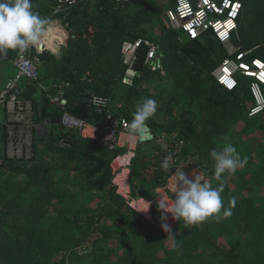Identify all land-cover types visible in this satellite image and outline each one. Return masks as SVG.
<instances>
[{
	"label": "trees",
	"instance_id": "16d2710c",
	"mask_svg": "<svg viewBox=\"0 0 264 264\" xmlns=\"http://www.w3.org/2000/svg\"><path fill=\"white\" fill-rule=\"evenodd\" d=\"M239 1L242 5L238 21L240 50L250 51L246 61L258 59L264 62V0ZM31 2L34 10L42 17L63 21L67 26L64 30L68 37L67 49L60 51L59 59L48 50L43 51L39 55L38 81L22 79L18 83L22 101L30 104L33 125L30 158H7L9 137L16 133L19 124L10 122L3 108L0 171L20 174L29 180L31 186L41 187V194L37 198V212L40 210V213L44 211L43 203L51 205L57 201L63 206L84 193L95 192L104 199L82 224L79 220L81 211H77L72 218L69 217V211H57L56 222L50 228L51 231L44 233L43 240L29 236L27 245L30 253L14 248L19 243V236H13V240L1 234L0 264H44L48 257L79 246L77 235H81L79 244L83 243V247L88 250L87 256L92 258L89 264H205L199 257L206 249V244L213 246V242L208 241L209 226L205 223L204 229L201 225L186 229L183 223L178 222L176 230L181 224L180 228L184 231L179 236L182 241L176 240L177 247L165 251V256L161 258H155L157 240L149 235L140 246L143 253L139 258L130 257L129 248L118 258L119 251L108 246L110 242H120L116 231L118 227L123 226V230H128V234L132 235L139 226L138 219L148 224L138 216L133 221L129 211L123 212L125 217L122 216V221H119L125 206L110 186L109 164L115 152L57 125L63 112L67 111L100 127L103 117L93 113L84 102L86 93L108 99L110 112L115 117L123 116L129 123L142 98L155 99L158 108L155 116L146 122L147 126L157 137L175 135L182 140L187 145V151L201 158L203 170L212 177V181H215L214 168L209 154L212 150L220 149L218 145L226 142L233 128L240 125L233 146L242 159L247 158V163L245 176L240 171L235 176L240 180L244 177V183H254L248 189L249 193L239 199V191L230 188L227 175L223 177L226 181L222 193L224 207L229 206V200L233 197L236 204L231 217L215 223V229L217 237L226 236L230 239L234 251L221 250L218 260L212 264H264V113L248 116L253 107L250 84L254 79L237 75V87L233 91L218 86L211 74L226 58L222 46L211 34H204L192 41L184 39L180 43V35L167 30L160 11L148 0H129L127 3L82 0L68 12L58 15L54 14L56 3L52 0ZM167 4L169 9L173 8L172 0H168ZM155 27H158L159 34L152 32ZM138 39L158 44V59L164 76L159 71L151 72L143 65L145 48L142 47L135 66L138 77L132 86H125L121 83L125 72L121 61V46L124 42H135ZM17 55V52L9 51L2 58L12 62ZM42 82L46 84L49 93L53 90L51 85L56 82L70 85L65 95L66 108L60 109L49 103L40 89ZM166 82L167 89L154 87V84ZM37 92L40 93L39 101L34 98ZM262 93L264 96V88ZM254 127L262 132L263 137L253 148L251 143L244 145L240 136ZM9 129H13L12 133ZM146 146L139 147L131 168L132 192L139 197H150L153 189L164 183L156 143L150 144L155 173L150 182L143 177L151 163L144 154ZM70 185L74 186L76 192L69 189ZM259 191L261 196L257 194ZM33 213L28 211L27 217ZM156 215L159 217L157 210ZM104 219L111 220L112 224H106ZM149 227L152 228L151 225ZM52 232L55 238L49 237ZM45 243L47 250L39 252L38 248Z\"/></svg>",
	"mask_w": 264,
	"mask_h": 264
},
{
	"label": "built area",
	"instance_id": "2783aa9c",
	"mask_svg": "<svg viewBox=\"0 0 264 264\" xmlns=\"http://www.w3.org/2000/svg\"><path fill=\"white\" fill-rule=\"evenodd\" d=\"M56 3L54 14L66 13L74 6H77L82 0H52ZM115 3H127L129 0H110ZM172 9L165 12V21H163L168 31L180 35L179 42L186 40H197L204 34H211L214 39L222 46L226 58L212 72L211 76L215 83L227 91H233L237 87L236 76H244L254 79L250 84V93L253 99V107L250 109L248 116L254 117L264 113V62L258 59L246 61L250 51L241 52L238 36V21L240 18L242 5L239 0H172ZM60 21V20H59ZM63 22V21H61ZM59 42H55L58 44ZM145 48L143 65L151 72L159 71L162 76L164 72L158 59V44L142 39L135 42H124L121 46L120 54L122 64L125 66V72L121 83L125 86H132L134 80L138 77L135 70L139 49ZM45 51L29 49L23 57L17 55L11 62L15 70V75L9 78L0 88V110H6V114L12 116V112L17 109L23 114L21 121L15 119L12 123L21 124L24 119L30 118V109L27 103L21 99L19 81L22 79L29 82H37L39 79V55ZM41 87V86H40ZM52 93L49 89L41 87L49 103L60 109L67 106L65 98L66 90L70 85L65 82H56L51 85ZM84 102L96 115L103 117L100 127L87 123L67 111H64L58 120L59 125L67 131H75L82 139H92L108 151L115 152L109 168L111 171L110 186L127 209L135 214L148 225L154 227L156 231L166 239V234L161 228L160 213L156 215V197L161 196L169 201L172 197L170 175L175 174V168L170 173H164V183L162 186L155 187L150 197L134 196L132 192L131 168L134 159L137 156V150L142 145L156 143L159 149L160 162L171 154L174 159L173 167H184L185 169H195L203 171L202 160L197 155L187 151V145L175 135L155 136L154 132L149 129V138L145 140L133 139L127 134L128 120L123 116L115 117L109 110V101L106 98L86 93ZM10 118V117H9ZM31 126V127H30ZM26 129L32 130L31 124ZM19 133V130L17 131ZM29 133V132H28ZM30 134V133H29ZM31 135V134H30ZM25 140V153L23 155L10 154L6 147V156L8 159L29 158L31 137ZM14 136L10 135L8 142H11ZM154 162L145 170L143 175H154ZM1 166V160H0ZM148 202L151 206L147 213ZM167 223L170 225L173 233L178 223L171 219L168 214ZM88 254V250L82 246L75 247L62 255L57 256L53 263L71 264L73 261L82 259Z\"/></svg>",
	"mask_w": 264,
	"mask_h": 264
},
{
	"label": "rangeland",
	"instance_id": "374dc122",
	"mask_svg": "<svg viewBox=\"0 0 264 264\" xmlns=\"http://www.w3.org/2000/svg\"><path fill=\"white\" fill-rule=\"evenodd\" d=\"M148 2L151 5H154L159 11H160V16L163 18V21H165V12L166 10L169 9L168 0H148ZM53 23V28L55 30L56 28V23L55 22H61L59 20H52ZM155 34H159L158 27H155L153 31ZM68 35V34H67ZM53 37V35H51ZM68 39V37H67ZM59 42L58 44H55V42ZM53 43L59 47V53H52L56 55V58L59 59L60 57V51L61 50H66L67 49V40L65 39L64 41L58 40L56 37L53 40ZM45 50L46 47L44 46ZM50 52V51H49ZM42 87L44 89H47V86L44 82L41 83ZM168 83H157L154 84V87L156 89H167ZM153 87V90L155 91L156 89ZM152 91V93H154ZM38 95V93H37ZM40 96L34 97L37 101H39ZM27 108H30V104L27 103ZM12 116L9 115V121H14L17 119L18 121H21L23 118V114L19 112V110L15 109L12 113ZM31 116V114L29 115ZM3 121V110H0V125L4 124ZM32 124L31 118L28 117V119H24V121L21 122V124L18 125L16 128V133L12 135L14 138L12 139L11 142L7 143V148L10 152V154L14 155H23L25 153V147L26 145L25 140L27 137H23V135H27L28 137L32 138L31 131L30 129H26V127H29ZM31 127V126H30ZM242 127V126H241ZM240 125H238L236 128H233V130L230 132V134L227 137L226 142L220 143L218 146L221 149L226 143H235L238 134L237 132L240 130ZM10 133H12L13 129H9ZM19 130V133L17 132ZM41 130V129H40ZM30 134H29V133ZM263 137L262 132H259L256 127L250 129V131L246 134H243L240 136V141L248 146L252 145L254 146L261 140ZM152 145V144H151ZM41 147L42 145L39 146L38 151L39 153L41 152ZM147 149H144V151H149L152 150L150 146L146 147ZM29 158H30V153H29ZM151 164V163H150ZM255 168H253L254 170ZM241 175L245 176V167L242 169H239ZM203 176L210 180L213 184V187L217 186V183L215 181H212V177H209L207 173H204L201 171ZM145 173V172H144ZM237 173V172H236ZM235 173V174H236ZM144 177V175H143ZM57 177H54L56 179ZM264 178V177H263ZM227 179V184L232 188V190L236 191L238 190V197L241 199V197L246 196L249 192L248 189L250 188L251 183H244L245 178L242 177V179H237L235 175L228 176L226 177ZM134 181V180H133ZM137 182V181H136ZM244 187V189L242 188ZM242 188V189H241ZM69 189L72 192H76L74 189V186L70 185ZM78 193V192H77ZM41 194V187L39 186H31L30 182L28 179L25 177L21 176L20 174H10V173H3V171H0V235L3 234L7 236L10 239H13V236H19V243L17 244L18 251H25L30 253V248L27 245V241L29 236L36 237L39 239H42L45 237L44 233L50 230V228L55 224L56 219H57V211L60 210H66L69 211V217H73L77 211H81L79 213V220L82 222L86 219V217L93 212V210L102 203L104 197L101 194H97L95 192H90V193H84L83 195L77 196L74 201H69L68 203L66 202V205H63L61 203H58L55 201L54 203L52 202L51 205H46L43 202L44 205V211L40 213V210H38V204H37V198ZM251 194V193H250ZM256 194V193H255ZM258 195H262L261 191L257 192ZM254 198V197H253ZM255 199H257L255 197ZM224 200V199H223ZM78 208H81L78 209ZM40 209V208H39ZM31 211L33 213L32 216L29 218L27 217V212ZM122 213L120 215L121 219L119 220L120 222L122 221V216L123 218L125 217L123 215V212L126 213L128 212L127 209L123 208L121 210ZM131 219L133 221L137 220V216L132 214ZM105 223L110 225L112 224L111 220L104 219ZM139 226L134 229V233L132 235L128 234V230H123V226H120L116 229L118 233V238L119 241H113L108 243V246H113L116 251H119V257H121L126 251L127 248L130 250V257L137 258L139 255H141L142 249H140V246L144 242V239L149 235L150 238H155L157 240V243L155 244V258H161L162 256L164 257V252L167 250H171L173 248L172 245L169 243H165V238H163L161 235H158L155 233L156 225L154 227L150 228L149 225L143 224L139 219ZM182 224L183 222L180 221ZM216 222H205L206 226H209L207 229V233L209 234V239L211 242H213L212 245H207L206 249H204L203 253L199 257L201 260L205 262V264H212L213 261L215 263L216 260H218V255H220L221 250H227V251H234L233 245L230 243V239H228L226 236L222 237H217V230L215 229V224ZM181 224L179 225L178 230H176V240L179 242L181 239H179L180 234H183L184 231H182ZM204 229V226L201 225ZM155 230V231H154ZM51 231V230H50ZM153 233V234H149ZM157 232V231H156ZM50 238H55V233L52 232L50 233ZM6 238V237H5ZM58 239V238H57ZM92 239V238H91ZM14 240V239H13ZM63 239H61L62 241ZM77 243L79 246L83 247V243L79 244V241H81V235H77ZM182 241V240H181ZM207 241V242H208ZM92 242V240H91ZM212 244V243H211ZM77 246V247H79ZM215 246V247H214ZM47 245H43L42 247H39L38 250L41 253H44ZM139 247V248H138ZM75 248V247H74ZM220 249V250H218ZM68 250H65L61 253H57L56 255H53L51 257H48L47 261H45L44 264H55L53 263L56 260L57 256L62 255L64 252H67ZM123 252V253H122ZM122 254V255H120ZM116 255V254H115ZM113 257V256H112ZM117 257V255L115 256ZM139 258V257H138ZM92 260L91 257L85 256L84 258L81 259V261H73L71 264H89L90 261ZM58 264V263H56Z\"/></svg>",
	"mask_w": 264,
	"mask_h": 264
},
{
	"label": "clouds",
	"instance_id": "9594fccd",
	"mask_svg": "<svg viewBox=\"0 0 264 264\" xmlns=\"http://www.w3.org/2000/svg\"><path fill=\"white\" fill-rule=\"evenodd\" d=\"M53 21L42 17L34 10L31 0H0V57H6L9 51L23 55L29 49L41 50L50 34L54 31ZM158 108L155 99L142 98L137 103L132 120L127 124V134L138 140L149 138L147 121L153 118ZM41 128H39L40 131ZM210 159L213 161L214 176L217 186L213 187L199 171L189 174L184 167H173L174 159L171 154L161 162V169L165 172L175 168V174L170 175L172 197L168 199L156 197V207L160 213L161 228L166 234L165 243L176 248V238L167 223L168 214L177 223L182 221L186 229L203 225L205 222L219 223L232 215L236 200L231 198L229 206L224 207L222 193L225 189V175L232 176L246 166L247 158H241L231 143H226L221 149L212 150ZM147 213L150 204L146 202Z\"/></svg>",
	"mask_w": 264,
	"mask_h": 264
},
{
	"label": "crops",
	"instance_id": "0c3cea01",
	"mask_svg": "<svg viewBox=\"0 0 264 264\" xmlns=\"http://www.w3.org/2000/svg\"><path fill=\"white\" fill-rule=\"evenodd\" d=\"M57 30H58V24H56V30H55V35H57ZM54 35V36H55ZM53 36V37H54ZM53 42V41H52ZM14 72H15V70H14V68H13V65H12V63H11V61L10 62H8V61H6L5 59H3L2 57H0V88L4 85V83L9 79V78H12L13 76H14ZM38 93V92H37ZM37 93L35 94V96L34 97H38L39 96V94L37 95ZM40 132V131H39ZM148 146H150V144L149 145H147L146 147H148ZM151 148H152V146H150ZM147 149V148H146ZM144 154H145V156H146V158H147V161L148 160H151L152 161V156L154 155V154H152V150H149V151H144ZM185 173H188L189 174V179H191L192 178V176L190 175L192 172H194V171H197V174H198V171L199 170H195V169H185V170H183ZM201 174H202V172L201 171H199ZM203 175V174H202ZM144 177H145V180L147 181V182H150L151 181V179L153 178V175H144ZM152 188V187H151ZM148 226V225H147Z\"/></svg>",
	"mask_w": 264,
	"mask_h": 264
},
{
	"label": "bare ground",
	"instance_id": "6f19581e",
	"mask_svg": "<svg viewBox=\"0 0 264 264\" xmlns=\"http://www.w3.org/2000/svg\"><path fill=\"white\" fill-rule=\"evenodd\" d=\"M56 24H58V30H57V35H55V30L50 34L49 39L46 41L45 43V47L48 51H50L51 53H59V47L56 46L52 41L55 39V37L58 40L64 41L65 39H67L66 35H65V29H66V25L63 22H55ZM53 27V25H52ZM54 29V28H53ZM51 35H55L54 37H51Z\"/></svg>",
	"mask_w": 264,
	"mask_h": 264
},
{
	"label": "water",
	"instance_id": "95a60500",
	"mask_svg": "<svg viewBox=\"0 0 264 264\" xmlns=\"http://www.w3.org/2000/svg\"><path fill=\"white\" fill-rule=\"evenodd\" d=\"M59 124V122L57 121V125Z\"/></svg>",
	"mask_w": 264,
	"mask_h": 264
}]
</instances>
